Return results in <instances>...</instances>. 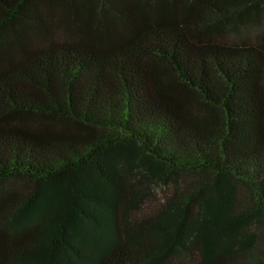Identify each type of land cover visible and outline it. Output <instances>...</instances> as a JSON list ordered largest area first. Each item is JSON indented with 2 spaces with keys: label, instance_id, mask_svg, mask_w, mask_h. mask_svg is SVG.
I'll return each mask as SVG.
<instances>
[{
  "label": "trees",
  "instance_id": "trees-1",
  "mask_svg": "<svg viewBox=\"0 0 264 264\" xmlns=\"http://www.w3.org/2000/svg\"><path fill=\"white\" fill-rule=\"evenodd\" d=\"M195 253L264 264V0H0V264Z\"/></svg>",
  "mask_w": 264,
  "mask_h": 264
},
{
  "label": "rangeland",
  "instance_id": "rangeland-1",
  "mask_svg": "<svg viewBox=\"0 0 264 264\" xmlns=\"http://www.w3.org/2000/svg\"><path fill=\"white\" fill-rule=\"evenodd\" d=\"M240 27V32H235L232 30L233 32L231 31L229 33H225L224 35L220 36V39L217 40L226 44H242L244 41L252 42L255 44V42L257 41L256 34L263 28V26L252 24V21L247 22L246 26ZM60 31L61 32H58V35L56 34L59 40L68 38L67 30ZM167 192L168 189L165 186H158L146 204L142 205L139 209H135L132 211V219L136 220L138 218L140 221L150 220L158 213V210L161 207L160 205L156 206L154 202L156 201V199H161V203H163L167 196ZM195 255L196 253L193 254V256L191 254H186L184 256L172 254L162 264H198L199 257L198 254L196 256Z\"/></svg>",
  "mask_w": 264,
  "mask_h": 264
}]
</instances>
